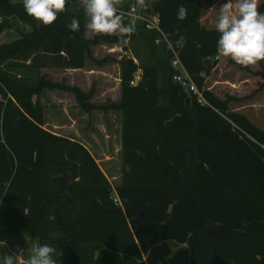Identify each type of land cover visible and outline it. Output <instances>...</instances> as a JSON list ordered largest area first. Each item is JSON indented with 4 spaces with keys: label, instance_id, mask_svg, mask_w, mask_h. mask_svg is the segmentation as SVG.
Returning <instances> with one entry per match:
<instances>
[{
    "label": "trees",
    "instance_id": "trees-1",
    "mask_svg": "<svg viewBox=\"0 0 264 264\" xmlns=\"http://www.w3.org/2000/svg\"><path fill=\"white\" fill-rule=\"evenodd\" d=\"M127 1L119 10L138 0ZM204 1L156 0L151 11L162 32L134 25L133 38L149 53L136 54L138 64L120 61L121 102L99 106L93 90L52 82L39 70L83 69L89 60L102 66L92 48L131 41L129 34L89 38L82 0H66L51 26H38L23 3L0 0V35L11 18L31 28L0 46L2 251L8 239L28 236L62 253L60 264H147L157 244L173 241L189 247L190 264H264V129L230 109L237 99L207 88L221 56L216 29L202 23ZM181 4L188 9L183 22L176 19ZM73 18L78 32L67 27ZM181 37L182 49L175 46ZM170 47L207 104L174 81ZM140 69L143 79L132 86ZM252 74L259 82L254 96L264 90V68ZM45 90L73 94L87 113L122 112L120 186L112 187L84 145L45 129ZM144 209L146 220L132 225Z\"/></svg>",
    "mask_w": 264,
    "mask_h": 264
},
{
    "label": "rangeland",
    "instance_id": "rangeland-1",
    "mask_svg": "<svg viewBox=\"0 0 264 264\" xmlns=\"http://www.w3.org/2000/svg\"><path fill=\"white\" fill-rule=\"evenodd\" d=\"M149 7H153L156 0H144ZM13 3H23V0H11ZM225 0H205L202 23L207 28H215L218 10ZM235 3V0H233ZM264 4V0H257L258 9ZM82 2L80 6H82ZM117 10L128 6L127 0H120L116 4ZM11 28L0 35V46L11 44L31 32L29 25L22 23L18 19L11 18ZM126 20V22H125ZM122 24L136 30L138 26L132 24V20L122 17ZM88 37L98 36L119 37L123 34H97L90 30ZM132 32L127 33L131 41H121L116 45L101 43L92 48L95 59L105 63L99 66L96 62L89 60L88 65L94 68L93 74H75L71 76V85L80 88H87V92L93 90L92 103L99 106H109L112 103L121 102V86L118 85L119 73L115 63L117 59L110 57L109 53L116 51V57L135 58V55L146 57L149 53L148 47L141 38H133ZM126 47L128 50H126ZM139 63V60L136 59ZM262 62L264 68V61ZM246 66L235 64L230 58L220 57L219 64L213 70L207 81V88L220 99L232 97L237 99L230 103V109L244 114L256 126L264 129V90L255 94L259 82L253 72L263 70L261 63ZM42 72V69L39 70ZM48 80L56 83H66L53 72L43 75ZM86 90V89H85ZM51 93H50V92ZM51 90H45L43 97L46 100L45 129L55 135L67 137L84 145L94 156L98 165L105 173L113 188H117L122 183L123 161H122V112L111 111H92L85 112L73 94L69 99H58L57 93ZM64 92V91H61ZM55 93V94H54ZM67 95V94H65ZM44 103V101H43ZM58 104V105H57ZM63 105L62 107L59 106ZM4 251L0 249V260L6 254H20L18 264H24L30 253L27 251L30 246L38 245L36 241L28 236L8 239L4 244ZM190 249L187 245H181L173 241L160 242L158 246L150 253L145 261L147 264H190Z\"/></svg>",
    "mask_w": 264,
    "mask_h": 264
},
{
    "label": "clouds",
    "instance_id": "clouds-1",
    "mask_svg": "<svg viewBox=\"0 0 264 264\" xmlns=\"http://www.w3.org/2000/svg\"><path fill=\"white\" fill-rule=\"evenodd\" d=\"M143 3V0H138ZM87 30L97 34H125L133 31L122 24V14L118 12L114 0H82ZM66 0H23L25 13L38 26L53 25L58 15L65 10ZM188 9L181 4L176 19L183 22ZM72 32L80 31L78 18L67 25ZM218 40L217 53L230 58L240 66H250L264 61V12L258 9L257 0H225L218 10L215 24ZM177 48L184 47V38L176 41ZM24 264H60L62 253L47 243L30 246ZM19 255L6 254L0 264H18Z\"/></svg>",
    "mask_w": 264,
    "mask_h": 264
},
{
    "label": "built area",
    "instance_id": "built-area-1",
    "mask_svg": "<svg viewBox=\"0 0 264 264\" xmlns=\"http://www.w3.org/2000/svg\"><path fill=\"white\" fill-rule=\"evenodd\" d=\"M118 12L124 16L129 17L132 20L133 25H136L138 23H143L146 25L147 29L162 32L160 28L159 16L157 14H154L151 11V7H149L148 4L144 0L142 4L136 1L135 3L131 5L130 9L127 11L118 10ZM170 49L173 52V59L171 63L175 70L174 81L178 83L187 93L189 94L193 93L197 95L198 100L201 104L203 105L207 104V101L203 97L202 93L198 90L196 85L191 80L184 64L182 63L178 55L175 53L172 47H170ZM134 60L138 64L137 60L136 59ZM142 79H143V72L140 69L135 74L134 79L131 82V85L135 87L138 86L140 82L142 81ZM113 199L116 204H120L115 194H114Z\"/></svg>",
    "mask_w": 264,
    "mask_h": 264
},
{
    "label": "crops",
    "instance_id": "crops-1",
    "mask_svg": "<svg viewBox=\"0 0 264 264\" xmlns=\"http://www.w3.org/2000/svg\"><path fill=\"white\" fill-rule=\"evenodd\" d=\"M87 35H88V31H87ZM116 53V51L115 52H112V53H109V56L110 57H113V58H115V59H117L118 60V62L117 63H115V65L117 66V68H118V73H119V83H118V85L119 86H121V66H120V61H121V56L118 58V57H116L115 54ZM42 69V72H40V73H42L43 75L45 74V75H47V74H52L53 72L56 74V76H59L62 80H65L66 81V83L68 84V86H76V87H78L77 85V82L75 83V85H71L70 83H71V75L73 74V73H75V74H85L84 75V77L85 76H90V75H92L93 73L92 72H94V68H90L89 67V65H88V61L86 62V64H85V67L83 68V69H57V68H49V67H43V68H41ZM40 69V70H41ZM31 74H33L32 73V71H31ZM35 74V73H34ZM56 82H58V81H56ZM80 88V87H79ZM82 90H83V88H81ZM86 89V90H85ZM83 91H85V92H87L88 90H87V88H85ZM50 92V91H49ZM56 92H58L57 94V98L58 99H69L70 97V95H71V93H68V92H61V91H56ZM51 93V92H50ZM55 94V93H54ZM65 94H67V95H65ZM43 96H41L40 97V101H41V104L43 105V107H44V109H45V117H46V111H47V109H46V100H44V99H42L41 100V98H42ZM43 101H44V103H43ZM58 105V104H57ZM59 106H63V105H60L59 104ZM121 142H122V139H121ZM157 246H158V244H157ZM156 246V247H157ZM155 247V248H156ZM154 248V249H155ZM153 249V250H154Z\"/></svg>",
    "mask_w": 264,
    "mask_h": 264
},
{
    "label": "water",
    "instance_id": "water-1",
    "mask_svg": "<svg viewBox=\"0 0 264 264\" xmlns=\"http://www.w3.org/2000/svg\"><path fill=\"white\" fill-rule=\"evenodd\" d=\"M159 9V7L156 9V10H158ZM212 64V60H210V59H208V60H206L205 62H204V65L206 66V67H209L210 65ZM146 209H144L138 216H137V218L136 219H134V220H132L131 221V224L132 225H138V224H140V223H142L144 220H146Z\"/></svg>",
    "mask_w": 264,
    "mask_h": 264
}]
</instances>
